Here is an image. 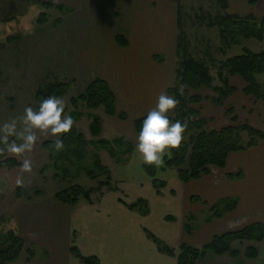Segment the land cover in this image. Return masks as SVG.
<instances>
[{
	"label": "rangeland",
	"instance_id": "374dc122",
	"mask_svg": "<svg viewBox=\"0 0 264 264\" xmlns=\"http://www.w3.org/2000/svg\"><path fill=\"white\" fill-rule=\"evenodd\" d=\"M40 1L47 0H0V19L17 18L9 32L0 30V124L13 117H22L28 106L37 108V90L54 82L69 84L67 95L63 97L67 112L73 111L70 99L79 96L95 78L108 79L113 89H116L120 81L130 82L133 79L140 84L142 80L146 82V77L152 74L154 67L157 73L160 72L156 73L157 77L166 76L167 79L170 73L168 85L173 86L177 65V5L189 51L194 58L207 63L213 87L221 86L219 73L227 78L224 69L227 59L240 54L244 48L253 53L264 52V41H242L238 46L222 42L218 28L210 25L214 17L223 13L221 0H173L164 4L162 9L153 8L150 0H50L55 5L71 9L63 13L42 9ZM258 12H252L251 15L256 17ZM41 13L47 16V23L42 26L36 22ZM160 13L164 17L170 14L167 27L161 19L157 21L160 25L152 24ZM238 15H245L244 6ZM132 19H138L140 31L134 30ZM9 34L14 41L5 43L4 36ZM116 36H123L128 45H118ZM229 81L231 86L237 88V92L224 102L222 108L210 102L214 97L212 91L199 92L203 98L200 113L209 121L208 128L219 130L226 126L245 124L264 132V86L263 98L256 100L241 92L244 84L240 79L229 78ZM259 81L264 85V78H259ZM229 108L233 109L238 119L236 123H232L230 117L225 115ZM75 111L81 114L74 123V129L81 138L73 141L67 150L66 158L60 164L64 168L53 169L48 153L42 149L44 142H53L56 137L39 132L38 143L32 152L23 157L8 155L20 164L24 158L31 160L30 173L22 172L19 166L0 168V237H5V233L13 228L19 236L17 227L25 206L56 201L55 193L74 185L93 192L90 199L115 187L122 188V194H126L128 200L132 198L131 193L123 191L129 182L121 178L115 182L112 179L110 187L100 186L105 176L96 171L95 162L115 174V167L126 166L130 156L124 154L125 144H132L134 148L136 145L132 142L135 132L133 127L116 117L106 116L102 108L89 110L80 103ZM172 112L169 113L170 117L174 115ZM94 116L99 118L98 135L91 132ZM116 140H123V146L115 145ZM186 140L184 136L183 141ZM99 141L110 144L102 146L98 144ZM121 154L122 161L117 162L115 156L119 158ZM169 175L170 171L161 168L156 173L157 179H170ZM135 178L140 176L135 173ZM26 225L30 229H20L24 246L14 264H50L48 252L40 247L41 237L37 238V229L33 228L35 225ZM247 244L250 243L236 242L232 246L236 255L225 253L218 257L248 260L244 256ZM254 246L257 248V257L249 260L263 263L264 240Z\"/></svg>",
	"mask_w": 264,
	"mask_h": 264
},
{
	"label": "crops",
	"instance_id": "0c3cea01",
	"mask_svg": "<svg viewBox=\"0 0 264 264\" xmlns=\"http://www.w3.org/2000/svg\"><path fill=\"white\" fill-rule=\"evenodd\" d=\"M150 1L153 8L162 9L173 0ZM227 5L228 13L238 17L257 11V18L264 17V0H257L254 7L249 6L248 0H227ZM243 6L245 15L239 16ZM169 17L170 14L164 17L160 13L152 24L160 25L157 21L161 19L167 27ZM131 24L140 31L138 19H132ZM162 30L165 33L164 27ZM156 73L153 67L146 82L120 81L116 89L108 79L102 78L115 94L117 111L127 116L122 121L124 124L133 127L135 119L155 108L161 94H167L171 74L166 79V76L157 77L160 72ZM132 140L133 144L137 143L135 132ZM138 158L134 148L130 162L115 167L117 174L111 173L113 182L120 178L129 182L123 191L131 193L130 200L122 194V188L115 187L90 201L80 200L74 207L57 201L28 205L21 211L19 237L23 240L20 229H30L26 224H34L37 238L41 237L40 247L48 252L50 264H83L71 254L72 245L80 257L95 258L99 264H177L176 257L165 249L175 253L184 244L199 249L214 237L254 223L264 224V142L256 148L231 154L224 169L214 168L198 180L182 183L175 172L168 170L170 179H158L164 183L158 194L140 159L136 161ZM135 173L140 178H135ZM237 174L240 178L227 177ZM215 212L219 213L218 218ZM253 261L208 253L196 264H258Z\"/></svg>",
	"mask_w": 264,
	"mask_h": 264
},
{
	"label": "trees",
	"instance_id": "16d2710c",
	"mask_svg": "<svg viewBox=\"0 0 264 264\" xmlns=\"http://www.w3.org/2000/svg\"><path fill=\"white\" fill-rule=\"evenodd\" d=\"M221 1L223 13L214 17L210 25L218 28L220 38L224 44L238 46L242 41H264V17L257 18L251 14L246 17H238L229 14L227 0ZM256 3L257 0H248L250 7H254ZM39 5L46 11L53 9L61 13L71 11V9L62 5L53 4L50 0L40 1ZM16 20L17 18L0 19V30L9 32L13 22ZM36 22L41 26L45 25L47 23L46 14L41 13ZM176 30L178 34L175 39V55L177 58L175 83L167 89V94L174 97L178 101V105L172 112V115L174 114L173 117L169 116V118L172 122L179 120L187 123V130L184 134L187 140H182L179 148L172 150L171 155L165 157V164L161 169L175 172L180 182L187 183L209 175L214 168L224 169L231 154L256 148L261 142H264V132L245 124L226 126L219 130L209 129V121L202 117L200 113V105L203 102V98L199 94L203 90L212 91L214 97L210 99V102L213 106L222 108L224 107V102L237 92V88L230 85L229 78H238L244 84L241 92L245 96L256 100L262 99L264 85L260 83L259 78H264V52L253 53L244 48L240 54L227 59L224 62L227 78H224L219 73L221 86L213 87V78L210 75V68L207 63L194 58L189 51V43L183 31L178 5L176 10ZM9 35L4 36L5 43L14 41L13 37ZM115 41L121 47L128 45L127 40L123 36H116ZM68 90V82H54L43 89L37 90L35 99L38 103L41 98L50 95L63 98L67 95ZM80 103L84 104L89 110L102 108L104 114L108 117H116L121 121L127 119L125 113L117 111L115 94L108 82L102 78L91 80L79 96L70 99V107L73 111L67 112L66 109L65 111L73 117L74 122L81 115L75 111ZM225 115L230 117L232 123L238 121L232 108L226 110ZM145 116L135 119L133 122L136 136ZM92 118L91 132L94 135H98L100 132L99 118L97 116ZM63 135L65 137V147L62 151L56 152L53 148V142L47 141L42 144V149L48 153L51 167L57 170L63 167L60 164H63L62 161L66 158L67 150L72 146L73 141L81 138L74 126L70 133ZM114 143L122 146L124 144L123 140H116ZM98 144L106 146L110 143L99 141ZM125 148V156H131L134 152V146L125 144ZM114 155V153L111 154L113 157ZM115 158L117 162H121L122 154L121 157L117 158L116 155ZM20 165L19 162L9 158L8 155H0V168H14L20 167ZM95 169L105 176V181L101 182L100 186L110 187L112 182L111 173L98 162H95ZM142 169L151 179V183L158 194L159 190L164 187V183L160 182L156 177L157 170L159 171L160 168L143 165ZM64 173H66L65 170ZM227 177L229 179L240 178V174L235 177L233 175ZM92 193L89 190H84L79 185H74L55 193L54 199L61 204L74 207L80 200L90 201ZM214 216L218 218L220 215L215 212ZM190 230L191 227L189 225L188 232ZM263 240L264 224L254 223L239 231L214 237L208 245L199 249L184 244L175 253L169 249L164 251L176 257L177 264H196L198 260L205 258L208 253L215 256H221L225 253L236 255V251L232 249L233 244L236 242L240 244L248 242L250 244L246 245L244 256L252 259L257 257V248L254 244H259ZM23 246L24 241L17 235L15 228L5 233V237H0V264H14L21 255ZM70 252L73 256L78 257L83 264H99L95 258L80 257L76 247L73 245L70 248Z\"/></svg>",
	"mask_w": 264,
	"mask_h": 264
},
{
	"label": "clouds",
	"instance_id": "9594fccd",
	"mask_svg": "<svg viewBox=\"0 0 264 264\" xmlns=\"http://www.w3.org/2000/svg\"><path fill=\"white\" fill-rule=\"evenodd\" d=\"M177 105L178 101L174 97L161 94L155 108L143 118L135 145L142 165L162 168L165 157L181 145L187 123L179 120L172 122L169 118V113ZM65 109L63 98L50 95L41 98L37 108L26 107L22 117H13L0 124V155L23 157L32 152L38 143V132L56 137L53 148L56 152L62 151L65 147L62 134L70 133L75 123ZM20 169L30 173L32 161L22 159Z\"/></svg>",
	"mask_w": 264,
	"mask_h": 264
}]
</instances>
